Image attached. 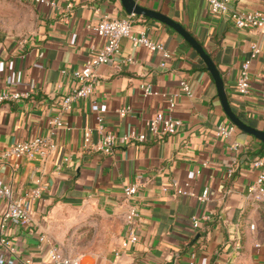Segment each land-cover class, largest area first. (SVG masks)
<instances>
[{
	"label": "crops",
	"instance_id": "obj_1",
	"mask_svg": "<svg viewBox=\"0 0 264 264\" xmlns=\"http://www.w3.org/2000/svg\"><path fill=\"white\" fill-rule=\"evenodd\" d=\"M51 1L57 9L32 4L37 13L32 36L0 46V92L31 91L28 99L0 104V149L41 137H51L55 144L46 157L0 165V183L26 198L36 221L30 232L10 227L18 255L4 251L0 264L46 262L47 245L40 243V235L62 243L66 229L79 222L96 227L98 235L91 242L84 238L79 249L83 254L69 249L75 253L67 256L81 258L80 264H264V199L249 193L264 173V168L253 166L256 160L264 161V146L239 129L227 140L217 136L220 127L233 124L197 52L165 24L136 16L135 29H148L171 57L134 48L123 39L120 54L97 68L93 94L65 112L62 99L78 87L72 72L106 44L88 26L103 16L121 20L128 14L121 0ZM136 1L184 26L217 66L233 112L264 131V33L238 29L229 18L213 16L205 0ZM230 7L264 11V0H231ZM253 46L261 52L250 67L252 89L241 95L235 86ZM181 82L189 84L191 97L182 92ZM148 87L154 94L146 95ZM170 99L182 128L174 136L156 139L148 124L167 112ZM127 107L131 111L122 117L120 111ZM54 118L68 127H51ZM99 119L106 133L135 132L147 139L119 145L105 155L95 148ZM88 131L91 145L86 147ZM233 144L240 146L237 152ZM134 184L139 188L132 203L141 214L138 242L116 256L126 238L124 192ZM36 188L41 190L39 199L32 198ZM206 189L210 199L202 202ZM3 210L0 200V218ZM193 217L200 218L198 228ZM74 242L69 239L73 247Z\"/></svg>",
	"mask_w": 264,
	"mask_h": 264
},
{
	"label": "built area",
	"instance_id": "obj_2",
	"mask_svg": "<svg viewBox=\"0 0 264 264\" xmlns=\"http://www.w3.org/2000/svg\"><path fill=\"white\" fill-rule=\"evenodd\" d=\"M33 5L44 6L46 8L57 9L56 2L51 0H25ZM209 6V10L213 16L229 18L238 29L242 30H257L264 33V11H237L230 7L231 0H205ZM135 15H128L124 19L112 20L108 17H102L95 24L89 25L88 29L97 33L100 37L106 39V44L99 48L95 55L86 61L84 66L80 69L74 70L72 76L78 82V87L73 89L67 96L62 99V109L67 112L72 108V104L78 100L88 99L94 91L96 83V70L101 65L109 64L113 57L121 52V41L128 39L134 48L143 46L151 51H160L166 58H170V53L162 44L154 42L148 29H135ZM260 49L257 46L251 48V58L247 60L240 71V76L235 86L236 91L241 95H248L252 89L250 67L252 61L260 54ZM129 62H133L129 59ZM67 75V70L63 71ZM180 87L182 92L191 97L192 90L188 83L181 82ZM146 95H152L154 92L148 87L145 90ZM31 97V91H3L0 92V104L5 102H18L23 99ZM176 103L173 99L169 101L167 112L156 115L148 124L149 132L156 139H166L176 135L182 128V121L174 117ZM129 107L120 111V115L125 117L130 113ZM53 128H67L59 118H54L49 122ZM238 128L235 125L228 127H220L217 131V136L222 139H229ZM98 134L100 136L96 150L105 155L113 154L119 145H129L133 143H144L146 135L124 134L118 136L114 133H106L103 126V120L99 119ZM84 143L86 147L91 145V132L88 131L84 136ZM238 144H233L231 149L235 152L239 150ZM55 150L51 137L35 138L29 142H20L15 146L2 150L0 149V165L8 160H21L23 158L35 159L37 157H46L49 153ZM67 161V159L65 160ZM234 160L233 164H236ZM206 166V165H205ZM253 166L257 168H264L263 160H256ZM234 173L232 169L229 172ZM139 186L134 184L125 189V197L128 204L126 212V238L121 244V249L115 252L116 256H120L121 250H126L131 245L138 242V235L136 230V222L141 217L138 206L133 204V198L138 193ZM250 196L255 197L256 200L264 199V173H262L256 180L255 184L249 189ZM41 197V190L36 188L32 191V198L39 199ZM210 199V192L208 189L204 191L200 197V201L207 202ZM0 200L4 204V210L0 218V255L6 252L11 256L18 255V248L15 245L12 235L9 233L10 227H15L25 232H30L36 227V221L33 217L31 207L26 198L16 196L14 190L7 185L0 183ZM209 217H204L208 219ZM193 226L198 228L200 225V218L193 217ZM40 243L47 245V261L40 264H80L81 258H70L65 255L59 245L50 240L46 235L42 234L39 237ZM239 250V248H237ZM22 264H33L31 260H26Z\"/></svg>",
	"mask_w": 264,
	"mask_h": 264
},
{
	"label": "rangeland",
	"instance_id": "obj_3",
	"mask_svg": "<svg viewBox=\"0 0 264 264\" xmlns=\"http://www.w3.org/2000/svg\"><path fill=\"white\" fill-rule=\"evenodd\" d=\"M36 30L37 13L32 4L25 0H0V46L9 39L20 40L32 36ZM76 224L74 229L70 231L66 229L67 235L64 242L59 243L54 240L59 246L61 245L66 255L75 253L69 250L71 248L83 254V251L79 249L85 242L84 238L89 242L98 239L96 227L83 222ZM69 239L75 240V247L69 243Z\"/></svg>",
	"mask_w": 264,
	"mask_h": 264
},
{
	"label": "water",
	"instance_id": "obj_4",
	"mask_svg": "<svg viewBox=\"0 0 264 264\" xmlns=\"http://www.w3.org/2000/svg\"><path fill=\"white\" fill-rule=\"evenodd\" d=\"M121 2L128 15H135L157 20L179 34L197 52L201 60L205 63L208 72L211 74L215 82L220 103L231 123L243 133L254 137L264 144V131L247 125L233 112L227 96L223 78L217 66L215 65L211 57L207 54L204 47L184 28L183 25L160 12L142 7L137 3L136 0H121Z\"/></svg>",
	"mask_w": 264,
	"mask_h": 264
},
{
	"label": "trees",
	"instance_id": "obj_5",
	"mask_svg": "<svg viewBox=\"0 0 264 264\" xmlns=\"http://www.w3.org/2000/svg\"><path fill=\"white\" fill-rule=\"evenodd\" d=\"M141 18H143V19H145V20H148V18H145V17H141ZM207 70V69H206ZM262 146H264V144L263 143H260Z\"/></svg>",
	"mask_w": 264,
	"mask_h": 264
}]
</instances>
